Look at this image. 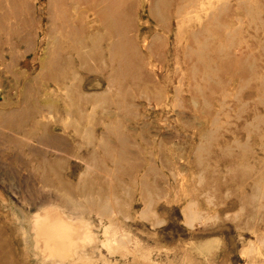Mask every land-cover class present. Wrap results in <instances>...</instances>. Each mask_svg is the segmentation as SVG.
Wrapping results in <instances>:
<instances>
[{
    "label": "rangeland",
    "instance_id": "obj_1",
    "mask_svg": "<svg viewBox=\"0 0 264 264\" xmlns=\"http://www.w3.org/2000/svg\"><path fill=\"white\" fill-rule=\"evenodd\" d=\"M0 244L264 264V0H0Z\"/></svg>",
    "mask_w": 264,
    "mask_h": 264
},
{
    "label": "bare ground",
    "instance_id": "obj_2",
    "mask_svg": "<svg viewBox=\"0 0 264 264\" xmlns=\"http://www.w3.org/2000/svg\"><path fill=\"white\" fill-rule=\"evenodd\" d=\"M94 163V162H93ZM41 178V177H40ZM80 181V180H79ZM46 186V185H43ZM92 186V185H91ZM63 187V184H62ZM79 188V187H78ZM61 195V194H60ZM61 198V197H60ZM88 199V198H87ZM41 200V199H40ZM47 200V198H46ZM73 200V199H72ZM76 201V200H75ZM71 203V202H70ZM80 204V203H79ZM95 204V202H94ZM71 205V204H70ZM66 208V207H65ZM76 208V207H75ZM73 208V209H75ZM78 209V208H77ZM81 209V208H80ZM99 210V209H98ZM104 210V209H103ZM77 211V210H76ZM75 211V212H76ZM190 211V210H189ZM74 213V212H72ZM103 213V212H102ZM75 214V213H74ZM84 214V213H83ZM77 215V214H76ZM82 215V214H81ZM80 215V216H81ZM192 215V214H191ZM45 217L36 221L35 236L43 241V248L48 251L50 256H55V259H63L68 253V243H72L71 236L67 226L61 221L59 217L50 218ZM70 216V215H69ZM197 217V216H196ZM188 219V218H187ZM186 219V220H187ZM190 219V218H189ZM109 234V233H108ZM112 238V237H111ZM108 237V239H111ZM123 241V240H122ZM82 242V241H81ZM115 242V241H114ZM111 243V242H110ZM109 243V244H110ZM74 244V243H73ZM108 244V245H109ZM116 244V243H115ZM105 246V245H104ZM110 246V245H109ZM2 245L0 244V248ZM109 249V248H108ZM111 249V248H110ZM77 250V249H76ZM113 250V249H111ZM70 251V250H69ZM76 254V253H75ZM78 255V254H77ZM74 256V255H73ZM76 256V255H75ZM7 254L0 251V264H12L6 260ZM78 257V256H76ZM71 259V257H70ZM73 260V259H72ZM56 263V262H55ZM59 263V262H58ZM75 264V262H74Z\"/></svg>",
    "mask_w": 264,
    "mask_h": 264
}]
</instances>
